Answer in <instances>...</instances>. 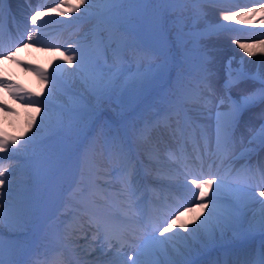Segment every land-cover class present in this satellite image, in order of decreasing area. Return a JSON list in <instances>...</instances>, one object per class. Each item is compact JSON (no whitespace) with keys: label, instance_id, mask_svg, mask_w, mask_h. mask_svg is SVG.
Here are the masks:
<instances>
[{"label":"rangeland","instance_id":"374dc122","mask_svg":"<svg viewBox=\"0 0 264 264\" xmlns=\"http://www.w3.org/2000/svg\"><path fill=\"white\" fill-rule=\"evenodd\" d=\"M9 1L10 7L19 5V2H15L16 0ZM198 1L201 3H192V0H125V6L129 7L131 13L137 15V18H132L124 24L123 28L118 30L119 36L115 38L111 37L109 30L114 22L113 16H116V9L120 6L119 0H93V4L99 5L101 10H95L85 18L75 17L67 23L69 25L67 28L71 31L77 28H92L90 37H71L73 48L79 46L89 55H86L85 66L78 67L89 74L88 82L84 78L81 80L83 85L81 91L74 87L67 75L68 71L58 75L55 87L50 82L51 79L45 81L41 77L34 80L36 87L24 85L19 89L7 90L6 88L0 91V106L8 102V104H31L27 102V98L18 99L17 95L13 94L17 91L21 96H26L29 92L39 94L43 98L47 96V108L53 120L44 127V135L35 142L34 146H38L37 148L33 146L31 154L24 153L22 150L17 153H8L10 157L18 154L17 158L12 160V163L16 165L14 170L24 171L28 177L18 174L9 178L11 185L3 186L5 195L10 196L8 198L11 202L14 201L13 197H17L15 203L26 207L28 215L25 218V225L20 227L21 230L18 229L19 236L22 238H13L11 242L18 247L15 259L8 260L5 254L0 252L1 255L3 254L0 259L5 261V264H27L25 260L34 250L46 256L44 264H82L79 259H85L101 247L119 246L117 238L113 243L116 237V234L112 233L115 226L108 232L104 231L109 227L108 224L104 225L107 217L119 218L125 227L128 225L127 228L131 229L127 219L131 215H136L137 212H142L144 218H134L135 220L130 222L133 228L143 230L146 220L155 219L156 213L165 214L162 210L169 208L170 204L176 205L172 196L173 187L158 180L159 175L152 171L156 167L152 164L153 161H150L148 165L152 168L151 172H148L146 168L140 176L138 175L136 154L131 145L137 144L143 138L153 140L155 143L173 142L175 152L186 146L183 134H192L193 124L183 119L181 100L184 93L189 96L195 91L199 98V95H204V92L208 90V68L212 60L218 63V70H221L213 82L216 81L214 84L218 87V95H222L223 100H229L233 95V85L243 81L252 85L253 91L248 105L243 110L239 104L229 106L228 109H224V112L228 113L227 116L232 117L234 109L239 106L238 114L242 111L246 112L245 114L252 117L256 127L264 124V82L233 62L234 49L230 44L225 42L226 51L218 55L221 48L212 43L215 38L224 39V36L232 33L231 30H239L238 27L241 26L233 20H224L225 14L210 13L211 6L218 0ZM49 2H55V0ZM49 5L50 3L45 4L42 8ZM36 12V9L26 12L13 10L15 18L22 19L19 17L25 15L30 24L31 16ZM15 24L16 20L9 26ZM221 24L229 27L221 30ZM31 26L33 31V25ZM67 28L65 27L62 31ZM35 30L37 31V28ZM62 31L53 38L59 39ZM25 33L28 36L26 30ZM22 41L26 43L27 39L13 41L1 51L7 55L0 59V75L17 74L21 78L27 75L25 60L20 61L21 57L29 58L31 49L37 46L33 44L30 47V41L28 44ZM1 52L0 56L3 55ZM56 54L53 51L42 53L47 66L51 67L50 64L48 65L51 60L56 61L58 65L63 63L67 69L72 66L66 64L63 52ZM81 77L83 74L80 75L78 72L73 75L74 80ZM0 79L4 78L0 77ZM39 86H43L44 90ZM58 87L62 89L59 92ZM50 88L51 93H49ZM249 93L250 91L246 94ZM131 99H136V102L132 103ZM4 135L18 137L0 126V136ZM170 135L175 138L172 139ZM120 147L125 149L124 158L130 162L134 170L133 175L137 177V183L124 188H119L115 184L99 185L96 167L88 166V164L93 162L92 158L95 163L101 160L109 161L112 148ZM149 147L152 146L149 145ZM261 149L263 151L264 146H261ZM2 156L0 152V158ZM145 156L143 155V158ZM0 161V164L8 165L3 163L2 159ZM164 162L167 165L173 164L169 155H165ZM113 163L109 161L105 170L109 178L116 179L123 167L119 163ZM180 168L179 172L183 174L184 171ZM138 171L141 172L139 167ZM260 172L253 169V172L246 175L248 179L257 181L260 180ZM166 188H169L170 193L165 194L164 199H152L150 191L161 192ZM260 189L264 191V187ZM94 192L100 194L95 195ZM129 196L131 199L128 198ZM109 197L121 208L123 203H130L138 206V209L130 215L122 211L118 212L114 209ZM125 197L127 199H124ZM83 202H86L85 211L77 207ZM50 203V208L46 212L47 205ZM0 207L4 208L2 204ZM182 207L179 210L184 212L190 208L184 206L182 209ZM43 214L46 217L41 220L40 215ZM92 217L100 222V227L93 222ZM181 217L185 223L188 222L184 215ZM168 219H171V216ZM70 220L75 227L72 233L64 234L65 222ZM232 221L233 224L231 223L227 232L219 235L222 238L220 245L218 244L210 251L207 249L184 264H225L228 257L226 245L230 242L229 246L235 245L237 252L244 253L246 257L244 264H256L264 254V226H259L258 232L240 227L235 220ZM73 236L85 238L83 247L88 249L84 251L85 248H82L79 252L69 253L65 247L72 241ZM136 246H123L119 258L113 260L120 264H130L129 256L130 258L141 256L151 258L157 263L169 264L163 259L162 254L153 257ZM171 246L170 243L164 245V251L170 257L171 251L176 250ZM144 262L145 260L142 261L141 258L138 264H145Z\"/></svg>","mask_w":264,"mask_h":264},{"label":"bare ground","instance_id":"6f19581e","mask_svg":"<svg viewBox=\"0 0 264 264\" xmlns=\"http://www.w3.org/2000/svg\"><path fill=\"white\" fill-rule=\"evenodd\" d=\"M32 1V3H29L28 0H16L15 2H19L20 6L11 5L10 7V10L12 12L13 10L26 12L30 11L31 9H36L37 11L43 13V15L38 18L37 36L33 37L32 40H29L28 36H26L25 33L26 30V32H28L29 34L31 32L32 27L27 20V16L24 15L22 17H19L22 19L16 18V24L11 27L6 25L3 26V15L1 14L2 10L0 9V52L3 51L6 46L11 44V42L20 41V39L22 40V38L27 39V44L30 41V47L33 44L37 46V49L34 48L32 50L30 48L31 54H29V58L26 57L25 59V56L21 57L20 61L24 59L27 68V75L25 77L21 78L17 74L13 76H7L5 74L0 75V77L4 78V80L10 81L11 83L17 85L18 89L20 86L24 87V85H27L29 87H36L34 86V80L42 77L35 70L36 68L43 69L50 74L52 70L57 67L58 64L54 60H51V63H48V65L50 64V66L53 67L52 70L51 67L47 66V62L45 61L46 59H44L45 56L42 55L44 51H53L55 54L63 52L65 56H71L73 55V52L68 47L69 45H72L71 37L77 36L80 38H84L86 36H89L90 30L92 28H77V30L71 31V29L67 28V26H69L67 25L69 20L75 17L85 18V16L89 13L98 9L101 10L100 6H95L93 4V0H91L90 3H86V5L82 6V10L72 13L70 16H64L61 15V11H68V0H55V2H49L50 0ZM49 3V7L42 8L45 4L48 5ZM62 3L63 9H57L56 6ZM244 4H248V6H244L243 8L240 7ZM1 6L2 4H0V7ZM53 9L56 10L54 11ZM237 12H239L240 15L236 16L233 21L241 26L238 27L240 29L231 30L232 33L224 36V39L217 37L212 41V43L220 46L222 51L220 50V53L218 55H222V52L226 51L225 42L230 44L234 49L232 56L233 62L241 66L242 70L248 72L253 77L264 82V53L260 51L261 48H264V43H262L264 42V0H258V2H255V0H218L210 8V13L212 15H235V13ZM8 20L10 23L13 22L12 14L10 13L8 16ZM65 27L67 28V30L62 31ZM60 31H62L60 38L54 39L53 37H55V35L58 34ZM240 43L250 45L251 50L255 52V55L249 56L247 52H245L239 47ZM42 50L44 51L42 52ZM1 53H3V55L0 56V59L7 55V53L5 52ZM208 70L209 88L207 91L204 92V95H199V98H197V92L195 91L193 93H190L189 96L184 93V96L181 100L183 107L182 117L186 122L193 124V127L191 126L193 129L192 134H184L186 146L181 148L180 151L175 152L173 150V142L165 143L163 141H160L158 143H155V141L153 140H144L142 138L137 142V144L131 145V148L135 152L137 158L140 159V167L142 170L147 168L146 170H148V172H151L150 170L152 168L148 166L150 165V161H157V164L158 162L159 164H161V167L155 170V174L159 175L160 179L158 180H160L167 186L169 185V187L179 185L175 184V181L178 178H181L179 172L180 167L187 173L203 172L205 174L204 178H210L209 176H207L208 173H212L213 175L217 176L222 182L219 191L220 198L216 201L217 215L209 216L210 226H215L219 219H223L225 216L230 215L231 221L235 220L240 225V227L258 231L259 226H262L260 223L261 211L262 209H264V205L259 203V201L264 200V197H259L258 194L260 191H262L260 187H264V182H261V180L252 181L247 178L246 174L249 172H253V169L254 171L258 172L264 169V150L262 151L263 148L261 149V146H264V137H261L259 135L260 130L264 128V126L261 125L259 127H256V124L254 123L252 117L250 115L245 114L246 112L244 113L243 111L236 116L235 120H233L232 117H228V113L224 112V109H228L229 106L231 107V105H233V103L232 101L227 99H224V101L222 95H218V87H216V85L214 84L216 81L213 82V80L216 79V77L221 71L218 70V63L212 60ZM77 72L80 75L83 74V77L74 80L73 75L77 74ZM60 74L61 73H59V75ZM67 75L69 76L70 80L72 81L74 87L77 90H80L82 88L83 85L81 80L83 78L86 82H88L89 79V74L86 71L83 72L82 70H80L77 67L75 61L72 66H69V71L67 72ZM43 86L39 87L43 89L45 87ZM59 87L57 88L58 92L62 90ZM6 88L7 90L17 89L1 85L0 91H4ZM251 89V83L249 84L248 82L244 81L235 84L232 87V93L234 97L243 106L242 110L250 102V99L246 100L245 98L250 97L251 92L253 91ZM248 91H250V93L246 94ZM39 98L44 99L43 97H40V95ZM221 101H223V103H221ZM8 103L6 104L7 107L3 108L4 105L0 106V126L3 130L11 132L12 134L17 135L18 137H23V139H28V137L33 136V134H35L34 139L29 142L28 146L22 149L24 153L28 152L29 154H31L32 148L34 144H36L35 142L38 141L39 138L44 135V127H47L48 123H52V114L49 112L48 108L47 119L43 120L42 122V117L45 116L44 104L24 105ZM218 113L220 114L219 118L217 115ZM29 123L32 124V127L30 129ZM170 137L172 139L175 138L172 135H170ZM149 145H151L152 147H149ZM36 146L38 145H35L34 148ZM124 151L125 149L121 147L116 149L112 148L109 161L119 163L120 165H122L121 167H123V170L121 171V173H119L116 179L109 178V176L106 174L107 171L105 170V166L109 161L101 160L95 163L92 158L93 162H90L88 166L90 165L96 167V178L100 182L99 185L107 186L116 184L117 186L128 187L131 184L137 183V177L133 175L134 170L132 169L130 162L125 160L124 158ZM2 154L3 163H8V166L10 167L11 175L9 176V178H12L18 174L28 177V175H26L24 171L14 170L16 165L15 163H12V160L13 158H17L18 154H15L14 157H10L8 153L2 152ZM143 155L146 156L143 158ZM165 155L170 156L173 164L167 165L164 162ZM128 174H130V176L132 177L130 178ZM129 180L131 181V183L128 182ZM238 187L242 190L237 191ZM193 188L194 186L190 187L185 183L184 185H182L181 189H175V192L172 193H174L173 197L176 205L170 204L169 208H164L162 210L167 213L171 209L176 208L177 206L190 207L193 210L188 211L187 208L185 212L179 210V208L181 207L177 208L181 212V215L185 216V220L188 219V222L195 220V224H190L191 228L196 227V225L200 223L199 220L195 219L197 216H200L202 220L204 216L209 215V211L212 208V205L210 203L209 208L204 209L203 215H201L202 210L200 204L194 198L195 195H198V190L194 193L192 190ZM214 191L215 186L209 190L208 199H215V197L212 196V193ZM150 192L152 199H164V195L170 193V190L169 188H166L163 189L161 192ZM94 193L95 195L100 194L96 192ZM8 197L10 196L4 195L2 201V205L4 206V208H2L4 209V211L3 214L0 215V252H3L5 254V258L9 260L15 259L16 253H18V247H16L11 242L13 238H22L19 236L18 229L25 225V218L26 215H28V210L26 207L20 206L19 204L15 203V199L17 197H13L14 201L12 202ZM104 197L106 198V196ZM128 198L131 199V196H129ZM109 199L111 200L110 202H112V198L109 197ZM124 199H127V197H125ZM85 203L86 202L78 204L77 207L80 208L81 211H85ZM112 203L114 209H116L118 212L122 211L124 213H129V215L131 212L135 211V209H138V206H133L130 203H123L122 208L117 203ZM137 217L144 218V214L142 212H137L136 215H131V217L127 219L130 223H128L129 226L132 227L131 222L135 220L134 218ZM163 217L164 214L156 213L155 219L146 220L143 230L133 227L131 229L127 228L123 225L119 218L115 219L114 217H107V219L104 221V225L106 226L108 224L109 227L104 229V231L107 230L108 232L111 230L110 228L115 226L113 228L115 230H113L112 232L113 234H116L113 243L116 241L117 238L119 246L101 247L95 253L89 254V256H87L85 259H79L80 262H82V264H106L108 262V259L117 260L119 258L122 250L120 248H123V246L132 247L137 245L139 249L141 248L145 250L148 254L153 257L162 254L163 259L167 260L169 264H184L185 262L188 263L190 260L196 257V255L203 253L207 249L212 250L218 244L220 245L222 243V238L221 236L219 237V235H222V233H226L227 230L231 227V223L233 222H230L229 224H227V226L223 228L215 227L214 234L211 238L204 231L198 232L195 236H190L186 233L185 236L173 237L172 240L169 242L176 249L171 251V254L174 257L173 258L172 256L170 257L168 253L164 251V246H156L150 240L153 222L160 220ZM65 223L66 224L64 227V234L72 233L71 231L75 227V224H72V220L68 222L66 221ZM257 231L256 233L259 232ZM119 234L123 235L120 236ZM239 236H241V234H239ZM84 242H86L85 238H78L77 236H73L72 241L68 243L65 248H67L69 253L79 252L82 248H85L84 251H86L88 248L85 246L83 247ZM230 243L226 245V247L228 248V257L225 264H244L246 260L244 253L241 254L237 252L235 250V245L229 246ZM2 255L0 254V257ZM141 258L142 261L143 259L145 260V264H161V262L157 263V261L155 262L151 258L141 256H134L131 258L129 256V261L135 260L138 264V261ZM45 262L46 256L37 250L32 251L25 260V263L27 264H44Z\"/></svg>","mask_w":264,"mask_h":264},{"label":"snow or ice","instance_id":"6c2138e0","mask_svg":"<svg viewBox=\"0 0 264 264\" xmlns=\"http://www.w3.org/2000/svg\"><path fill=\"white\" fill-rule=\"evenodd\" d=\"M91 0H68V11H61V15L64 16H70L72 13L78 12L82 10V6L86 5V3H90ZM255 2H258V0H255ZM57 9H63V3L58 4L56 6ZM54 11L56 9H53ZM43 15L42 12L37 11L35 15L31 16V24L33 25L34 30L31 31L28 34V39L32 40L33 37L37 36V31L35 30L38 27V18ZM240 13L237 12L235 15H225L224 20L231 21L236 18V16H239ZM225 27H229L227 25L221 24L220 28L221 30ZM264 43V42H262ZM69 49L73 52V55L71 56H65L64 60L67 65H73L74 61L77 65V67L83 68L85 66L87 56L86 53L80 50V47L77 46L76 48H73L72 45L68 46ZM239 47L243 49L249 56L255 55V52L251 50L250 45L240 43ZM260 51L264 53V48H261ZM40 76L44 78L45 81H49L51 79V83L53 87H55L57 82V77L59 73L69 71V69L64 67V64L61 63L57 65L56 68L52 70V72L49 74L43 69L36 68L35 69ZM0 85L9 87V88H18L17 85L11 83L10 81L0 79ZM52 89H49V93H51ZM14 95H17L18 99H25L27 98V102L31 104H44L45 105V116L42 117L43 120L47 119V99L46 96L44 99L39 98V94H32L27 93L26 96L19 95L18 91L13 93ZM247 99H251L250 97H246ZM223 103V101H221ZM4 107H7L4 105ZM239 111V106L234 109L232 113V118L235 120L237 114ZM219 118V113L217 114ZM32 127V124L29 123V129ZM39 130V129H38ZM34 135L28 137V139H23V137H8L6 135L0 136V152L3 153H17L21 151L22 149L26 148L30 141L34 139ZM218 135H219V125H218ZM259 135L261 137H264V128H262L259 132ZM2 159V158H0ZM11 175L10 167L8 165L0 164V204H2L3 196L5 195L4 187L6 184L11 185V180L9 179V176ZM192 177L189 179L188 177ZM205 174L203 172L195 173V172H188L186 173L185 177V183L188 186H194L192 189L195 193L198 190V195H195V200L199 202L201 207V215H203V210L209 208V204L211 203L212 208L209 211V215L204 216L201 220L200 216H197L195 219L199 220L200 223L196 225L194 228H190V224H195L194 221H190L189 223H185L183 220H181V212L178 210V208H173L169 212L164 214V217L160 220H157L153 222L152 224V235L150 236V240L156 245V246H164L168 244L173 237L175 236H185L187 233L190 236H195L198 232L204 231L208 234V236L211 238L214 234L215 227L223 228L227 226L231 222V216H225L223 219H219L217 221V224L215 226H210L209 224V216H216V201L220 198L219 197V191L221 187V181L219 178L212 173H208L207 176L210 178H204ZM260 180L261 182H264V170L260 173ZM131 183V181H128ZM215 186V191L212 193V196L215 197V199H208L209 197V190L212 189ZM241 188H237V191H241ZM259 197H264V191L259 192ZM262 205H264V200L259 201ZM193 209L189 208L188 211H192ZM4 209L0 207V215L3 214ZM171 216V219H168V217ZM93 222L97 224L98 227H100V222L96 220L95 217H92ZM175 221V222H174ZM261 225L264 226V209L261 211ZM159 233L156 235V233ZM165 234H170L166 236ZM0 264H4V261L0 259ZM130 264H137L135 260H131ZM256 264H264V254H262L261 258L256 262Z\"/></svg>","mask_w":264,"mask_h":264},{"label":"trees","instance_id":"16d2710c","mask_svg":"<svg viewBox=\"0 0 264 264\" xmlns=\"http://www.w3.org/2000/svg\"><path fill=\"white\" fill-rule=\"evenodd\" d=\"M120 4H121L120 7L116 10L115 23L110 28V31L113 37L119 36V34L117 33L118 32L117 30L122 29L123 25L126 24L130 19L137 18V15L131 13V10L129 9V7L125 6L126 5L125 0H121ZM131 102L132 103L136 102V99L135 100L131 99Z\"/></svg>","mask_w":264,"mask_h":264}]
</instances>
